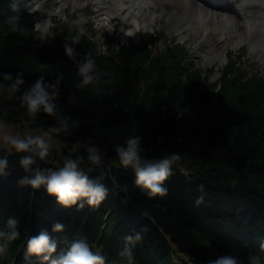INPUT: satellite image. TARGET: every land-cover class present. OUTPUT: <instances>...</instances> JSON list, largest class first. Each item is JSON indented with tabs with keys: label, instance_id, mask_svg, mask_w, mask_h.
Segmentation results:
<instances>
[{
	"label": "trees",
	"instance_id": "16d2710c",
	"mask_svg": "<svg viewBox=\"0 0 264 264\" xmlns=\"http://www.w3.org/2000/svg\"><path fill=\"white\" fill-rule=\"evenodd\" d=\"M13 1L0 0V81L2 73L15 77L23 71L25 83L14 93L7 87L0 90V117L48 133L62 145L64 155L79 159L109 192L98 205L80 206L79 201L62 205L44 186L20 183L21 177L33 174L25 171L20 156L34 153H8L0 144V156L8 155L9 161L5 173H0V226L9 216H17L21 232L9 242L6 264L12 263L27 234L51 231L56 220L64 223L67 234L86 238L106 255L113 253L118 236L125 239L136 264H207L227 252L239 256L243 264L256 261L254 257L264 261V77L249 76L231 62L215 80L193 63L185 65L184 50L177 45L181 57L158 48L156 42L130 47L110 43L104 49L65 21L56 22L51 42H42L33 35L35 19L30 13L19 12L20 31H13L9 20L17 12L1 16L5 8L14 10ZM77 34L81 36L75 45L77 60L91 53L100 74L97 82L84 87H77L82 76L64 48ZM61 74L57 115L43 111L31 115L21 101L23 92L40 76L55 81ZM112 74L115 79L109 83ZM174 102L190 110L177 118ZM61 115H70L79 124L70 133L55 132L52 126L60 123ZM133 134L142 135L143 154L148 157L183 154L181 165L188 172L174 165L165 181L166 194L147 195L135 183L133 169L120 163L116 145ZM93 147L99 149V163L89 159ZM53 159L51 151L43 159L37 155L33 168L62 167ZM226 229L236 238L227 237L222 231ZM137 233L139 239H126ZM247 239L252 241L249 246Z\"/></svg>",
	"mask_w": 264,
	"mask_h": 264
},
{
	"label": "clouds",
	"instance_id": "9594fccd",
	"mask_svg": "<svg viewBox=\"0 0 264 264\" xmlns=\"http://www.w3.org/2000/svg\"><path fill=\"white\" fill-rule=\"evenodd\" d=\"M46 2L47 0H29V3L24 7L28 13L42 14L34 20L33 35L42 42H51L56 36V20L53 17L65 21L68 20V17L64 13L63 4L54 2L46 8ZM19 7L18 3L13 4V9L17 14L9 18L13 31L22 30L19 23L21 20ZM83 32L84 29L81 28L79 33ZM80 38V34H77L71 40L72 42H65L64 48L66 55L77 62L78 71L82 76V80L77 84V87H84L97 82L100 74L96 71L98 68L96 58L91 53H85L81 59L77 60L80 53L75 45L79 43ZM2 75L4 81H0V90L7 87L10 93H14L19 91L20 86L25 83L23 71L17 72L15 77L11 72H5ZM62 79V74L57 76L55 81H49L44 76H40L23 92L21 101L26 105L31 115L35 116L41 111L52 116L57 115L59 109L57 98L61 95ZM114 79L115 74H112V80L109 83ZM5 81H11V84L5 85ZM99 91L100 89H97V92ZM74 97L75 93L73 92L69 98L74 99ZM173 107L176 110L177 118L183 117L190 110V106L181 103L174 102ZM164 111H167V108H164ZM58 119L60 123L52 126V130L55 132L66 130L67 134L70 133L72 127L79 124V120L72 119L70 115H61ZM47 135L48 133L39 136L21 137L7 132L4 134L3 140L6 142L4 147L7 148L8 153L13 151L34 153L20 156V164L25 171L33 173L21 177L20 183L30 184L35 188L44 186L49 194L54 195L56 200L65 206L77 204L78 201L80 206H83L85 202L98 205L106 198L109 189L99 177H91L88 171L81 168L79 159H66L63 166L58 168H43L39 165L33 168L37 161V155L41 159L49 155L51 145L46 139ZM159 140L163 142V137ZM142 142V135L133 134L127 138L126 143L117 144L116 152L120 163L125 168L131 167L133 169L135 183L142 189H146L147 195H164L169 191L165 181L173 174L174 165L179 167L185 174L188 172L181 165L183 154L177 151L165 153L159 157H148L143 154ZM89 153V159L93 163L100 162L101 157L98 148H90ZM80 159H83V157ZM8 163V155L0 156V173H5ZM19 225V217L9 216L6 224L0 226V252H3L9 246V242L21 235ZM64 227V223L60 220H56L52 224V229L56 232L63 230ZM139 238V233L136 234L135 238L132 235L126 237L129 241ZM58 249V237L53 236L47 228L30 235L27 241L28 252L39 255L42 260L48 261V264H106L107 257L100 251L94 250L90 243L83 238L74 240L66 249L59 251ZM125 251L130 255V248H126ZM252 259L256 260L258 264V257ZM207 264H243V261L239 256L227 252L208 260Z\"/></svg>",
	"mask_w": 264,
	"mask_h": 264
},
{
	"label": "rangeland",
	"instance_id": "374dc122",
	"mask_svg": "<svg viewBox=\"0 0 264 264\" xmlns=\"http://www.w3.org/2000/svg\"><path fill=\"white\" fill-rule=\"evenodd\" d=\"M155 1L156 4L151 8L152 10L151 12L155 14L154 18L151 16V18L154 19L153 22L154 31L152 30L149 36H154L155 34H157V32L164 34L163 32H165L169 27L170 15L173 13V10H171V6L179 5L182 0H178L177 1L178 4L175 2H171L169 0H155ZM83 2H90V0H77V4L74 1H72L70 2L71 4L69 5L68 9L74 13L79 12L80 15H89V12H94V8L99 10L101 5H105L106 0H102L101 2H96L95 4L91 0V5L81 8L78 4ZM48 4L49 5H45L46 8L52 5L50 0L48 1ZM68 9L66 11H69ZM199 9L200 8L196 6L195 12H191V14L194 16L195 28L190 26L187 29L188 39L185 41V44L189 46L192 57L196 61H198V64L201 67L207 69L209 73H211L212 78L215 79L219 78L221 73L220 69H222L224 65L223 63L221 64L217 59L211 57V55L209 54V49H215L219 52L223 50L226 44H229L228 48H230L229 49L230 52L233 51L236 54L245 55V57L243 58L251 59V61L255 64L256 67H260L262 68V70H264V59L262 58L261 48L254 50L253 48H247L246 46H243L244 42L239 43L240 38L244 39L245 42H247V39L245 38V31L242 33L243 34L242 36H239V33H236L232 36H230L227 33L225 35L222 32H217L216 34H214L210 29H208V22H211L213 18L214 22L211 23V27H215V26L222 27V24L220 23L221 12H210L209 17L200 20L198 19V13L200 11ZM100 10H104V9L101 8ZM202 11H203L202 14H205L204 10ZM106 12H108V17L106 19H101L100 16L96 17L98 15L97 13L93 14V18L96 21L97 27L101 28V31L108 30L110 33L113 31H117L123 37L124 42L126 43L128 40L124 35L125 34L124 24L122 23V17L125 15L126 12H120V5L118 3L108 5ZM98 13L100 14L101 12ZM146 14L150 16L149 13ZM41 15L42 14H40L39 16ZM236 26L237 28H239L238 24H236ZM173 38L176 37H170L167 35L160 36V39H162V43H169ZM204 38L206 41H204ZM130 40L131 41L128 42L127 45H130L134 41L133 39ZM197 43H201L200 45L202 46V48L196 46ZM234 44L235 46H233ZM6 132L11 133L13 135L26 137L25 136L26 134H24L26 131L22 132L21 126L19 124L5 123L0 118V137L2 138V141L4 134ZM4 144L6 143L4 142Z\"/></svg>",
	"mask_w": 264,
	"mask_h": 264
},
{
	"label": "bare ground",
	"instance_id": "6f19581e",
	"mask_svg": "<svg viewBox=\"0 0 264 264\" xmlns=\"http://www.w3.org/2000/svg\"><path fill=\"white\" fill-rule=\"evenodd\" d=\"M169 1L177 3V0H169ZM138 2L140 3L139 8H135V6H132L128 10V12L132 11V16H134L135 19H133L131 23H135L136 27L132 29H128L126 31L125 37L127 39L132 37L135 39L148 37L154 28L153 27L154 19L152 18H147L144 22H141L140 17L141 15L142 16L144 15L143 13L146 10L142 12H140V10L141 8L143 9L146 5L149 8H152L155 5V2L152 3L150 0H139ZM190 9L191 6L189 5L188 0H185V3L178 9L176 5L171 6V10H173V13L169 20V28L167 30L168 35L176 34L178 37L180 36L181 39L185 38L184 29L186 22L190 21V16H189ZM251 13L253 15H250L246 20L243 21L239 20L238 22L239 24H241L242 22H245V24L247 23L245 27L248 28V34L250 39H252L253 44L257 47L264 48V12H260V13L251 12ZM234 24H235L234 18L230 17L227 14L223 16V30H227L229 31V33L233 34L234 31L231 30L234 27ZM219 28L220 27L213 28L212 32H216L217 29ZM241 30L242 28H240V31ZM228 46L229 44L225 47L224 50H221L219 52L214 49L211 52H209V54L211 55V57L217 59L221 63L225 57L224 53Z\"/></svg>",
	"mask_w": 264,
	"mask_h": 264
}]
</instances>
